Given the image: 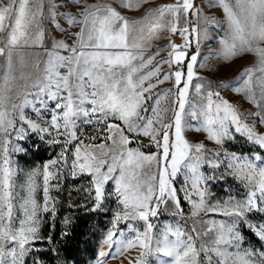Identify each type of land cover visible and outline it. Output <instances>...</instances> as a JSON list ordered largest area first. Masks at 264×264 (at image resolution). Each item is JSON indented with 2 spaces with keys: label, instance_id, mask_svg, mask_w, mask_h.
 I'll return each mask as SVG.
<instances>
[{
  "label": "snow or ice",
  "instance_id": "6c2138e0",
  "mask_svg": "<svg viewBox=\"0 0 264 264\" xmlns=\"http://www.w3.org/2000/svg\"><path fill=\"white\" fill-rule=\"evenodd\" d=\"M115 2L0 3V264H25L39 231L41 205L35 194L41 173L39 169L28 173L26 197L17 193L18 170L13 167L11 154L26 150L17 146L15 140H25L29 131L40 140L45 136L66 137L60 158L43 165L42 211H51L54 216V204L49 208L50 181L58 177L60 169H51L60 164L68 166L67 145L78 139L76 128L81 120L103 125L98 130L102 142L86 146L83 155V141L77 143L70 166L91 175L95 192L93 211L101 208L109 181H114L118 205L122 206V211L114 213L96 264H106V259L117 258L134 248L139 249L138 255L130 258L128 264H151V257L158 264H264V252L244 248L239 231V224L247 221L248 213L254 210L264 213V156L212 151L203 142H190L185 136L186 130L203 131L208 140L222 145L226 138L234 139V129L264 150V133L257 132L255 124L245 122L252 119L264 126V0H209V7L222 9L223 21L204 15L195 0H173L149 8L138 19L122 15L113 6ZM70 5L78 11H59ZM119 6L136 10L141 0H119ZM190 16H196L198 23L192 24ZM45 21L60 32L66 31L60 21L69 28L79 26V30L72 34L73 44L52 40L51 49L44 51L47 59L39 60L38 53L27 49L44 47ZM201 23L205 26L201 27ZM225 23L227 30L219 41L217 56L228 61L238 53L252 54L256 65L245 69L236 81L208 82L194 71L199 45L201 40L210 39L209 27ZM160 32L179 34L184 43L170 41L168 57L153 65L154 55L145 57L143 53L147 42ZM193 43L197 50L189 55ZM61 50L68 55H61ZM161 64H167L168 71L161 73ZM149 65L152 68L146 71ZM194 77L202 82L193 84ZM165 81H172L175 89L172 99V88L152 94ZM213 87L242 93L258 110L241 112L228 100L221 99L220 91H213ZM190 89L195 93L191 99ZM17 97L19 104L12 102ZM162 100L170 102V106L161 107ZM53 101L50 121L41 119ZM28 107L37 115V121L27 118ZM186 118L198 122V126L188 129ZM140 136L149 138L157 152L145 154L140 147L129 146L140 144L135 139ZM51 142L59 140L54 138ZM222 165L230 175L244 182L246 196L209 207L206 188L201 184L209 177L201 169L205 166L219 169ZM182 168L187 188L182 186L178 190L174 179ZM178 191L184 193L183 198L191 205L192 217L207 209L208 213L222 214L228 219L195 221L191 231L179 223L154 231L156 226L150 217L159 214L161 205L171 201L175 214L183 215ZM14 209L22 210L23 218L15 215ZM140 221L144 224L143 231L136 226ZM121 223L125 228L119 227ZM248 227L264 240V223L248 222ZM104 246L108 251L103 250Z\"/></svg>",
  "mask_w": 264,
  "mask_h": 264
},
{
  "label": "rangeland",
  "instance_id": "374dc122",
  "mask_svg": "<svg viewBox=\"0 0 264 264\" xmlns=\"http://www.w3.org/2000/svg\"><path fill=\"white\" fill-rule=\"evenodd\" d=\"M58 3H64L65 0H57ZM89 3H95L96 0H88ZM173 0H141V6L136 10H128L121 8L119 6V0L113 4L114 7L117 8L118 11L121 12L122 15L129 17L130 19H138L141 17L149 8L158 7L162 4L172 3ZM214 2V0H213ZM0 3L7 4L8 0H0ZM196 7L202 9L203 14L214 17L217 21L224 20V14L220 7L213 6L209 7V0H195ZM61 12H68V11H78L77 8L73 6H69V8H61L59 9ZM190 20L192 24H197L198 19L196 16H190ZM61 27L66 29L64 32L57 31L54 25L48 21L44 22L45 28V38H44V47H36V48H29L27 51L39 54V60H46L47 57L44 56L45 49H51V42L52 40H64L68 44H73L74 41L72 39V34L79 30V26L69 28V26L64 22L60 21ZM201 27H204L202 23L200 24ZM227 30L226 23L221 25L220 27H209V36L210 39L208 40H201L199 49L200 55L198 56V64L194 68L196 76L203 77L204 80L208 82H215V81H236L238 77H241V74L245 71V69L253 67L256 65V59L252 54H245V53H238L235 57L231 58L228 61H224L217 56V52L220 49V39L224 35V32ZM174 42L175 44L182 45L184 40L179 34L172 35L169 32H160L157 36L150 41L147 42L145 49H144V56H153V65L157 61L162 59H166L168 57V52L170 51L168 44L169 42ZM195 45V43H193ZM157 49H159V53L156 54ZM191 49V48H190ZM190 49L188 51H190ZM194 53H196V45L194 46ZM61 55H68L67 52L61 50ZM35 59V58H34ZM205 64V67H199V64ZM152 65L148 66V69H151ZM161 73L168 71L167 64L160 65ZM176 68L173 66L172 71H175ZM63 74H66L65 70L61 69ZM162 78V77H161ZM153 81H155V77H153ZM202 82L197 80L194 77L193 84ZM172 88L173 91L170 94V99L174 98L175 89L173 88L172 81H165L161 84H158L156 88L152 90V94L155 93H162L166 89ZM213 91H220L221 99L228 100L232 104L238 107L241 112H256L258 109L255 105L250 103L248 99L242 94H238L233 91L232 88H223L218 89L213 87ZM195 95L194 90L190 89V99ZM215 99V98H214ZM13 103H20V98L17 97L13 99ZM219 102L218 100L216 101ZM153 101H149V104H152ZM55 106V102H49L48 110L42 113L41 119L49 120L51 118V109ZM170 106V102H166L162 100L161 107H168ZM26 115L28 119L33 121H37V115L32 111L31 107L25 109ZM151 115V113H149ZM172 113H168V117L170 118ZM189 121L188 129L194 128L198 126V122L191 121V118H186ZM112 122V121H110ZM248 124H255L256 130L259 133H264V126L260 125L258 121L249 119L245 121ZM46 126V125H45ZM102 124H97L95 122L88 124L84 123L82 120L77 122L76 128V135L78 137L77 140L73 141L71 144L67 145V152L66 155L68 157V166L63 164L57 165L52 168V171H55L56 168L60 169L59 175L57 178L50 181V197L52 198L49 202V208L55 207L56 199L55 191L56 188L59 186V183L63 182L64 180H70L83 177L86 179L88 186L90 184V190L94 191V185L92 182V177L88 173H81L79 167L73 169L71 165V161L74 159V153L76 149V144L80 141H83L81 145V155L84 154V150L86 146H90L92 144H99L102 141L99 137L102 135L99 129H102ZM234 139H225L222 145H217L214 141L208 140L206 137V133L203 131L197 132L195 130H186L185 136L190 142H203L205 147L212 151H218L221 153L227 152L229 154L235 153L237 155H252V154H259L264 156V150L260 149L258 145L249 142L246 137L242 134H237L233 132ZM92 137H97L96 140H92ZM58 139L59 143L51 142L53 139ZM139 140L140 144L132 143L129 145L132 148L140 147V150L143 151L145 154H153L157 152L155 145L149 140L147 137H137L135 138ZM65 140L66 137L59 136V137H51L45 136L43 140H40L37 134H33L29 131V134L25 140H15V144L19 147H22L26 151L17 152L11 154V160L14 162L13 167H15L17 171V175L15 177V183L17 185L16 191L17 193L22 196H27L26 191V181L27 175L29 172L35 169H39L41 175L37 178V191L35 194V199L39 205H41V210L38 212L39 216V231L36 242L41 238L42 235V226L44 222V217L47 213L50 214L51 220H56V207H55V215H52V212L49 211L47 213L42 211V207L44 204V197H43V165L48 163L50 160L59 159L61 152L64 150L65 147ZM39 146L38 148L36 146ZM39 151H47L49 156L48 159L44 161H36L35 160V153ZM211 158V157H210ZM221 160L224 159L223 155L220 157ZM206 177L209 179L206 182L202 181V187L206 188V201L208 206L216 204L220 202L221 204L225 201H228L230 198L235 200H242L246 196L247 189L244 187V182L237 179L233 175L229 174V170L225 166H221L219 169H212L207 166L201 169ZM75 172V175H73ZM184 173L185 170L182 168L181 172L177 174V177L174 179V185L179 190L182 186L187 188L185 185L184 180ZM189 180V184H190ZM23 189V191L21 190ZM115 184L114 181H109L108 184L105 185V198L102 202L101 208L104 210H110V226L111 228V221L113 219L114 213L116 211H122V206L118 205L117 197L115 195ZM191 191L190 188H188ZM178 195L182 199V205L180 207L183 209V215L175 214V208L171 201L165 206L161 205V210L157 217H150V222L156 226L154 231H158L160 228H163L167 224H180L181 227L185 228L188 231H191V228L195 221H200L204 219H213L216 221L220 220H227V217H224L222 214H211L207 212V209L201 210L198 216L192 217L191 216V205L183 198L184 193L178 191ZM195 199V194L193 193L192 196ZM94 199H95V192H94ZM22 201H17V203H21ZM166 208V210H165ZM14 214L17 215L19 218H23L22 210L14 209ZM248 222H251L253 225H259L264 223V213L259 211H252L247 214V221L242 222L239 224V231L243 237V247L250 248L257 252H264V240L258 238L253 230L248 227ZM136 226L143 231L144 224L142 221L137 222ZM197 229L201 226L200 224L195 225ZM120 228H125V224L121 223L119 225ZM108 228V229H109ZM108 231V230H107ZM35 242V243H36ZM35 243L31 245L32 251L28 253L25 257V264H33V257L32 252L35 249ZM101 250V246L99 251ZM104 251H108L107 246L103 247ZM98 251V252H99ZM139 249L134 248L130 249L129 251L125 252L123 255L118 256L117 258L106 259V264H128L130 258H134L138 255ZM96 260L93 264H96ZM151 264H158V261L155 257L150 258Z\"/></svg>",
  "mask_w": 264,
  "mask_h": 264
},
{
  "label": "trees",
  "instance_id": "16d2710c",
  "mask_svg": "<svg viewBox=\"0 0 264 264\" xmlns=\"http://www.w3.org/2000/svg\"><path fill=\"white\" fill-rule=\"evenodd\" d=\"M194 46L189 55L194 53ZM34 155L36 161L49 158L47 151ZM86 183L83 177L59 183L54 192L57 218L51 220L49 213L45 215L41 238L32 252L33 264H93L96 260L111 213L103 208L92 210L94 191Z\"/></svg>",
  "mask_w": 264,
  "mask_h": 264
}]
</instances>
